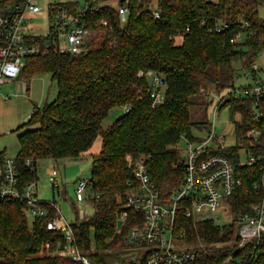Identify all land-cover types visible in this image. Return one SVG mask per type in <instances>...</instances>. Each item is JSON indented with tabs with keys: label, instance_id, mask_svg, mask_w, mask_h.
<instances>
[{
	"label": "trees",
	"instance_id": "obj_1",
	"mask_svg": "<svg viewBox=\"0 0 264 264\" xmlns=\"http://www.w3.org/2000/svg\"><path fill=\"white\" fill-rule=\"evenodd\" d=\"M19 1L0 0V11ZM111 1L85 0L90 9L83 23L90 34L82 53H61L50 40L47 53L26 57L16 79L29 81L50 73L58 86L57 98L35 107L22 125L27 129L19 135V152L14 157L21 189L38 181L39 161L78 159L102 138L101 150L93 157L87 197L94 214L84 219L77 215L72 222L77 245L96 264H107L104 252L127 247L124 240L135 223L132 214L123 234L115 236L116 214L126 201L127 182L134 179L127 157L148 158L150 176L167 201L184 180V154L177 145L182 137L199 141L193 135L197 124L191 121L190 108L192 97L201 91L202 79L210 78V69L228 67L232 71L237 60L250 70L264 51L260 16L264 0H118V7ZM126 1L129 16L123 23L119 8ZM82 7L66 2L51 5L49 11L66 8L76 15ZM153 10L159 12V19ZM223 23L228 26L217 32ZM238 33L242 40L231 42ZM178 35L183 37L181 45L175 43ZM141 71H152L161 78L162 104L153 106V80L139 77ZM214 85L218 92L223 88L220 83ZM242 91L240 98L232 97L223 105L229 107L239 146L218 151L232 160L243 180V187L230 199L236 216L262 198L253 188L261 171L242 165L239 147L264 156V118L255 119L256 97L248 88ZM29 92L28 88V97ZM118 108L125 113L104 129L103 121ZM254 127L261 131V138L251 147L245 136ZM6 158L0 152L1 164ZM28 159L33 161V171L26 166ZM44 208L45 216L32 218L22 202L0 200V264H78L57 254L65 239L47 225L58 213L53 206L45 204ZM175 235L185 247L198 252L197 264H239L241 260L264 264V243L257 249L252 244L241 247L236 224L195 220L179 210Z\"/></svg>",
	"mask_w": 264,
	"mask_h": 264
},
{
	"label": "built area",
	"instance_id": "obj_2",
	"mask_svg": "<svg viewBox=\"0 0 264 264\" xmlns=\"http://www.w3.org/2000/svg\"><path fill=\"white\" fill-rule=\"evenodd\" d=\"M45 6L43 0H21L19 3L7 5L6 10L0 11V98L1 88L16 80L21 74L26 57L47 53L51 47L50 40L56 43L61 53L78 55L84 50L85 40L90 31L84 25L83 18L90 9L89 3L84 4L76 15H71L66 8H56L50 13L49 6L47 8L51 22L49 32L41 36L35 33L33 16L43 13ZM119 14L121 21L126 23L129 16L127 1L119 8ZM153 14L155 18H160L159 12L153 10ZM103 24L107 25V22ZM246 25L249 26L248 23ZM227 26V23H223L216 31L221 32L223 27ZM242 37V33H238L231 42L236 43L242 40ZM260 71L261 67L255 61L246 74L247 78L254 80L255 85L244 87L256 97L254 115L257 121L264 118V77L260 76ZM138 76L152 78L151 88L155 94L153 106L162 104L163 93L159 91L163 84L161 78L152 71L147 74L141 71ZM19 89L22 91V87ZM27 89L28 85L24 83L23 92L26 93ZM242 89L241 93H237V98H240ZM223 101L220 100L218 106ZM217 110L216 108L215 116ZM125 111H130V108L126 107ZM234 127V139L238 145L235 123ZM245 138L251 147H256L261 138V131L255 127L251 128ZM185 139L187 150L183 161L184 180L167 201L161 198L157 185L150 176L148 158L127 157L134 179L127 182L129 190L126 201L117 211L114 222L115 236L123 234L132 214H135L134 226L129 230L124 242L127 247L140 245L145 249L143 255L130 264H197L199 258L197 251L187 247L183 249L174 247L179 210H182L186 217L195 220H212L220 226L236 224V234L241 247L252 244L253 248L257 249L264 243V156L250 153L249 147L241 145L239 147L241 153L248 154L242 165L258 167L261 171V178L254 182L253 188L262 195V198L259 202L249 205L246 212L236 216L230 199L243 187V180L237 175L232 160L218 151L237 145H226V135L218 134L215 126L208 128L206 138H198L199 141H191L186 137ZM26 166L30 171L35 169L32 159L26 161ZM56 176L57 171H54L50 181L59 189ZM90 190V179L77 181L75 197L78 204H83L87 200ZM0 200L22 202L32 218L46 215L45 204L55 207L58 217L50 221L47 228L62 233L65 239L63 248L57 254L69 257L78 264H96L77 245L72 223L62 215L58 205L44 202L39 198L37 182H30L21 189L14 158H6L2 164L0 163ZM228 209L232 215L227 221H223L221 214L226 213ZM88 215V209L78 212L80 219ZM198 215L201 217L196 219ZM50 247V244H46V249L49 250ZM239 264H243V260Z\"/></svg>",
	"mask_w": 264,
	"mask_h": 264
},
{
	"label": "rangeland",
	"instance_id": "obj_3",
	"mask_svg": "<svg viewBox=\"0 0 264 264\" xmlns=\"http://www.w3.org/2000/svg\"><path fill=\"white\" fill-rule=\"evenodd\" d=\"M75 2L84 6L85 0H43L45 10L39 15L33 16L35 33L45 36L49 32L51 22L47 15V8L53 4ZM103 4V3H102ZM111 4L118 7V0H112ZM156 8V4H153ZM264 20V7L260 12ZM183 37L176 36V45H181ZM65 43V42H64ZM256 63L261 67L260 76L264 77V51L259 53ZM249 69L243 67L241 60L233 63V70L228 67L220 69H210V78L202 79L201 91L192 97V106L190 108L191 121L197 126L193 128V135L197 138H206L208 128L216 127L218 134L226 135L225 143L228 146H235L237 142L234 139L235 127L232 120L229 107H224V103L241 89L248 85H255L254 80L247 78ZM30 85V97L23 92V84ZM214 83H220L223 88L220 92L214 89ZM22 87V91H20ZM58 95V86L52 80L50 73H41L32 76L29 81L24 79L15 80L4 85L1 88L0 98V152H4L8 158H14L19 152V135L27 127H23L34 112L35 107H43L46 102H53ZM224 100L222 105L219 101ZM218 106V107H217ZM217 114L215 116V110ZM125 112L123 108L115 109L102 123L104 129L112 126L115 121ZM102 138L98 137L93 147L78 159H46L38 162V195L44 202H53L58 205L62 215L69 221L75 222L79 210H89V216L94 214V208L86 200L83 204H78L75 197V186L79 179H90L92 173L93 157L100 152ZM177 148L184 154L187 150L185 137L177 145ZM241 161H245L248 154L243 152ZM57 171V184L50 181L52 173ZM65 192V196L62 192ZM90 193V192H89ZM88 193V195H89ZM232 215V214H231ZM230 211L221 214L223 221L230 217ZM201 216H196V219ZM240 246L241 242H240ZM174 247L183 249L185 246L179 239L174 240ZM145 249L140 245H132L125 248H117L112 251L104 252L107 264H130L133 260H138Z\"/></svg>",
	"mask_w": 264,
	"mask_h": 264
},
{
	"label": "crops",
	"instance_id": "obj_4",
	"mask_svg": "<svg viewBox=\"0 0 264 264\" xmlns=\"http://www.w3.org/2000/svg\"><path fill=\"white\" fill-rule=\"evenodd\" d=\"M28 88L30 89V85H28Z\"/></svg>",
	"mask_w": 264,
	"mask_h": 264
}]
</instances>
